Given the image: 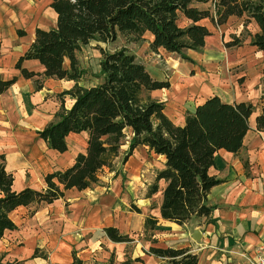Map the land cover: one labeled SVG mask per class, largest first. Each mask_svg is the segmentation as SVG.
<instances>
[{
	"label": "crops",
	"instance_id": "1",
	"mask_svg": "<svg viewBox=\"0 0 264 264\" xmlns=\"http://www.w3.org/2000/svg\"><path fill=\"white\" fill-rule=\"evenodd\" d=\"M7 1L12 2L0 0V73L7 77L17 74V78L0 93V154L4 155L5 168L12 173V189L24 185L40 188L45 184L44 173L72 163L74 156L84 150L86 132H69L65 137L67 148L62 152L47 146L38 136L37 129L53 119L54 111L61 105L54 94L70 88L75 81L46 76L42 87L36 88L33 77L19 73L14 67L15 54L19 55L29 45L36 26L54 25L56 14L46 0L48 9L42 17L50 14L52 24H33L26 38L25 34L17 33V27L32 13L40 15V8L30 6L29 0ZM236 17L242 18L248 28L244 34L239 33V28L230 31L234 35L228 33L225 39L223 33L213 32L206 24L210 33L204 44L198 49H184L190 59L161 46L151 49L157 56L168 52L178 58L170 63L174 69L168 78H163L169 81L168 87L150 91V96L164 102L163 111L174 123L182 124L187 111L214 93L226 101L248 100L253 104L249 128L239 149H216L208 167L211 174L220 178L206 194L205 201L212 205V210L191 215L181 224L161 218L163 179H159V189L151 195H146L145 185L139 192L136 189L123 192L117 176L102 166L95 182L84 188H66L63 196L50 202L12 209L9 214L16 227L5 229L0 237L4 259L22 260V264H74V252L83 264H119L125 259L130 264H169L167 259L146 251L149 245H168L189 247L196 253L199 264H251L245 254L250 255L257 245H264V130L255 129L254 124L264 104V49L250 42L258 30L257 23ZM231 38H238V42L227 45ZM22 65L43 70L35 58L24 59ZM70 103L63 102L65 107ZM142 149L148 151L152 161H140L138 151ZM126 158L129 166L137 165L133 172L142 164L147 169L150 166L151 180L154 169L162 166L163 160L141 143ZM146 216L157 219L152 228H145ZM107 225H115L132 239L111 240L103 230ZM194 229L198 238L192 236Z\"/></svg>",
	"mask_w": 264,
	"mask_h": 264
},
{
	"label": "trees",
	"instance_id": "2",
	"mask_svg": "<svg viewBox=\"0 0 264 264\" xmlns=\"http://www.w3.org/2000/svg\"><path fill=\"white\" fill-rule=\"evenodd\" d=\"M206 1L213 4L212 10L198 4ZM48 5L55 11V24L35 27L32 40L17 56L14 67L22 76L33 77L36 88L42 87L46 76L75 81L60 92L73 99L70 105L62 103L53 113L54 118L37 133L47 146L62 152L67 148L65 137L69 132L85 131L86 146L72 163L44 173L45 184L40 188L24 185L12 189V173L5 168L4 155L0 154V237L5 229L16 227L9 213L17 206L50 202L63 196L66 188L80 189L95 182L97 171L110 166L126 133L129 144L123 161L140 143L163 157L162 166L154 169L153 180L146 186V195H151L159 189V179L164 181L160 187L161 218L181 224L191 215L208 214L213 207L205 201L206 194L220 181L208 167L216 149H239L249 128L253 104L248 100L226 101L214 93L187 111L182 124H176L163 111L164 102L150 96L153 88L168 87L169 81L152 77L133 52L124 46L100 48L97 80L89 85L77 83L82 68L76 52L92 38L106 41L114 39L117 31L135 35L147 31L152 36L151 49L161 46L190 59L184 49H198L210 33L201 18L219 24L226 22L229 15L253 19L258 30L250 42L264 49V0H49ZM181 15L187 19L182 25ZM237 42L238 38H231L227 45ZM30 58L37 59L43 70L22 65L24 59ZM16 78L17 74L7 77L0 73V93ZM260 108L254 124L261 131L264 104ZM144 219L145 228H152L157 221L151 216ZM103 230L111 240L132 239L115 225L104 226ZM146 251L167 259L169 264H199L189 247L149 245ZM36 252L37 249L35 255ZM3 257L0 252V264H22V260ZM72 261L83 264L74 252ZM119 264H130L129 259Z\"/></svg>",
	"mask_w": 264,
	"mask_h": 264
},
{
	"label": "rangeland",
	"instance_id": "3",
	"mask_svg": "<svg viewBox=\"0 0 264 264\" xmlns=\"http://www.w3.org/2000/svg\"><path fill=\"white\" fill-rule=\"evenodd\" d=\"M30 6H35L38 9L40 8V15L34 16V13H32L31 16L28 17L24 23H20L17 27V33L18 30L21 34H25L24 36L28 37V31L32 28L33 24L37 22H42L41 24H52L51 15L45 14L44 18L42 17V14L47 12V5L46 0H29ZM7 3H10L12 1H7ZM201 6H210L211 10L213 7V4H211L209 1H207L204 4H201ZM32 8L29 7V10ZM9 10V9H8ZM43 18L42 20H39ZM205 24L213 31V32H221L223 33V37L226 39L227 34L230 33V35H234L230 31H236L240 28V34H244L245 31L248 29L243 24L242 18H237L234 15L227 16V21L224 23H219L218 25H214L213 21H211L208 18H203ZM187 19L184 17L179 18V23L182 25L183 23H186ZM213 24V26H212ZM243 25V26H242ZM150 37L148 32H143L140 35H135L133 33L127 32V31H117L116 36L114 39H108L106 41L92 38L91 41L85 45H82L77 50V56H78V65L80 68H82V71L80 73L79 78L77 81L83 85H89L92 84V82L97 80L96 73L98 71V58L101 55L100 48L102 49H113L118 48L121 46H124L127 48L128 51L133 52L136 57L143 62V64L147 67L152 77L156 78H168L172 70L174 69L173 66L170 65L171 62H173V59L177 58V55L175 53H166L162 52L159 56L156 54L151 53V48L149 47L148 43L150 40ZM224 43V42H223ZM18 55L15 54L14 61L17 58ZM178 59V58H177ZM56 99H58L59 103L62 104L63 102L65 105H68L71 101L69 98L70 96L68 94L63 93H55L54 94ZM152 95H155V91L152 92ZM60 107V106H59ZM58 107V108H59ZM57 108V109H58ZM56 109V110H57ZM55 110V111H56ZM54 111V112H55ZM128 139L129 134L126 133L124 137L121 138V145L119 147V152L115 155V157H112V161L110 166H106L105 170H112V175L117 176L118 184L120 189H122L123 192H125L128 189L134 190L136 189V192H139L141 190L142 186H147L149 183H151V176L148 169H150V166H148V169L145 168L146 165L140 166L138 168V171L133 172L132 169L136 168L135 163H132V166H129V162L123 161V154L125 153V150L128 147ZM140 161L142 162L145 160L146 162H150L153 159H150V154L147 150L142 149L138 151ZM115 158V159H113ZM140 162V163H141ZM143 163V162H142ZM131 164V162H130ZM144 167V168H142ZM102 170V169H101ZM100 170V171H101ZM149 182L148 184L146 182ZM159 185V183H158ZM141 188V189H140ZM132 204V203H131Z\"/></svg>",
	"mask_w": 264,
	"mask_h": 264
},
{
	"label": "built area",
	"instance_id": "4",
	"mask_svg": "<svg viewBox=\"0 0 264 264\" xmlns=\"http://www.w3.org/2000/svg\"><path fill=\"white\" fill-rule=\"evenodd\" d=\"M245 257L251 264H264V245H257L253 253L250 255L245 254Z\"/></svg>",
	"mask_w": 264,
	"mask_h": 264
},
{
	"label": "water",
	"instance_id": "5",
	"mask_svg": "<svg viewBox=\"0 0 264 264\" xmlns=\"http://www.w3.org/2000/svg\"><path fill=\"white\" fill-rule=\"evenodd\" d=\"M197 230L196 229H194V231H193V233H192V236L194 237V238H198V235H197V232H196Z\"/></svg>",
	"mask_w": 264,
	"mask_h": 264
}]
</instances>
